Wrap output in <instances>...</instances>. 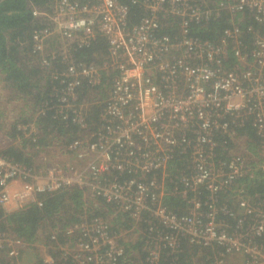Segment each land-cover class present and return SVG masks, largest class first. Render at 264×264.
<instances>
[{
	"label": "built area",
	"instance_id": "obj_1",
	"mask_svg": "<svg viewBox=\"0 0 264 264\" xmlns=\"http://www.w3.org/2000/svg\"><path fill=\"white\" fill-rule=\"evenodd\" d=\"M131 7L147 13L133 25ZM33 15L49 25L34 32L32 44L40 65L52 71L55 110L88 130L91 108L100 106L102 125L56 145L58 162L43 167L8 158L14 141L2 135L13 143L3 148L0 139V214L42 207L47 196L76 185L136 223L149 215L147 223L155 226L149 231L158 232L145 241L149 264L168 262L184 243L208 249V264H264V198L247 196L239 185L255 174L256 164L264 170V0H55L51 14ZM219 23L214 40L192 33ZM163 24L176 33L162 34ZM52 35L63 48L49 59ZM97 37L107 44L102 65L71 61L72 49L88 48ZM58 58L66 67L52 70ZM103 75L111 85L101 99L94 88ZM84 88L89 99L78 102ZM249 120L255 142L237 135ZM18 128L35 142L27 128ZM239 139L246 146L239 148ZM176 158L186 159L190 174L173 175ZM166 196L187 201V214L168 211ZM57 231L49 232L56 244ZM65 236L74 242L49 248L0 228V249L10 264H25L30 248L44 264L55 262L51 250L73 264H117L124 256L100 218L68 228Z\"/></svg>",
	"mask_w": 264,
	"mask_h": 264
},
{
	"label": "trees",
	"instance_id": "obj_2",
	"mask_svg": "<svg viewBox=\"0 0 264 264\" xmlns=\"http://www.w3.org/2000/svg\"><path fill=\"white\" fill-rule=\"evenodd\" d=\"M55 0H0V77L8 88L9 95L13 100L22 101L25 108L19 113H10L8 116L1 114L0 124L2 130L8 138L14 141V145L7 148L8 158L32 167H39L41 164L34 163L25 151L28 148L36 154L57 152L56 145H67L82 136L84 138L87 131H95L100 127L99 118L100 106H93L89 118L87 119L88 130H81L76 124L68 120H62L54 106V79L47 68L40 65L41 56L33 53L32 36L36 30H40L48 25L43 19L35 18L34 10L51 14L54 9ZM85 4L90 0H78ZM125 2L126 0H120ZM145 10L131 7L129 23L137 24L143 16ZM47 23V24H46ZM51 26V25H50ZM162 34L173 35L174 26L163 24ZM223 28V23H219L213 29H201L194 27L193 35L203 39L214 40L215 31ZM46 54H51V58L63 48V40L52 35L47 40ZM107 44L103 37H97L88 48L77 51L71 50V61L75 64H96L102 65L107 59ZM52 70H63L66 64H62L61 58L55 62L52 60ZM111 77L102 76V84L95 87V91L100 98L104 99L110 91ZM86 88L78 90V102L89 99ZM93 93V92H90ZM251 120L246 122V126L237 131L239 136H247L255 142V132L251 128ZM21 125L26 129V134L35 137V142L28 139L21 129ZM8 127V128H7ZM33 132L30 133V130ZM252 142V143H254ZM43 151V152H41ZM59 158H57L58 162ZM33 164V165H32ZM59 164V163H57ZM173 175L185 170L190 174L186 159L176 158L170 165ZM260 164L255 165V174L251 178H244L239 181L241 187H245L247 196L264 198V170ZM126 177H121V181ZM87 189L78 186H70L45 198L42 207L36 205L29 206L18 212L9 215L0 214L2 221L0 228L3 232L22 239L26 243L42 242L49 248L56 247L57 244H72L75 238L69 240L65 236L68 228L79 226L87 221L100 218L108 226L110 236L118 237L119 247H123L124 256L117 264H149L146 261L145 241L149 236L158 234L156 231L150 232L151 227L147 223L149 215L143 214L136 223L129 213H124L116 207L114 203H107L101 197L89 194ZM227 197V196H224ZM185 200L172 196L164 197V206L168 211L181 217L188 212ZM159 232H165L164 226H158ZM139 229L141 232L139 233ZM57 231V244L50 240L49 232ZM40 233L47 234L42 236ZM264 243V238L262 239ZM55 245V246H54ZM35 249H28L23 254H27L24 259L25 264H44L38 255H34ZM0 264H10L6 250H1ZM22 254V255H23ZM20 254V256H22ZM19 256V259H20ZM55 262L53 264H73L64 262L60 258V252L53 254ZM209 250L206 248L192 246L188 243L182 245V252L173 254L168 262L163 264H208ZM176 258V260H175ZM201 261V262H200Z\"/></svg>",
	"mask_w": 264,
	"mask_h": 264
},
{
	"label": "rangeland",
	"instance_id": "obj_3",
	"mask_svg": "<svg viewBox=\"0 0 264 264\" xmlns=\"http://www.w3.org/2000/svg\"><path fill=\"white\" fill-rule=\"evenodd\" d=\"M17 105H18V103H15V108H14L16 110L15 113H19V110H18ZM14 109H11V110H14ZM1 130H2V125L0 124V139H1V144H2V147L5 148V147H8L9 144H12L13 142H11V143L8 142V140L5 138V137H8V135L6 133H4L5 131H1ZM30 132L32 133L33 132V129H31ZM2 135H6V136L4 137ZM243 141L244 140H240V139L238 140V146H239V148H242V147L246 146V144ZM27 150L30 152L28 155L30 156L31 160L34 163L41 164L39 167H43L44 165L56 163V159H55L54 153H49V154H45V155H41V154L40 155H36L30 149L29 144H28ZM41 152H43V151H41ZM60 159L63 161L65 158H60ZM33 166H35V165H33ZM51 251L52 252H50V254H54L53 253V250H51ZM34 253H36V251H34ZM46 255H47V253L42 252L43 258L46 257ZM228 264H237V261L235 260V261L229 262Z\"/></svg>",
	"mask_w": 264,
	"mask_h": 264
},
{
	"label": "crops",
	"instance_id": "obj_4",
	"mask_svg": "<svg viewBox=\"0 0 264 264\" xmlns=\"http://www.w3.org/2000/svg\"><path fill=\"white\" fill-rule=\"evenodd\" d=\"M8 91H9L8 88L5 86V83L2 81V79L0 77V117H1V114L3 113L5 115H7L8 120H10V117H9L10 112L12 114V113H15V111H16L14 109L15 103H18L17 107H18L19 112L21 109L25 108V104L22 101L13 100L11 98V96L9 95ZM11 109H14V110H11ZM40 154L45 155V154H49V153L46 152V153H40ZM34 255H36V256L38 255V257H40V254L34 253ZM0 257H1V254H0Z\"/></svg>",
	"mask_w": 264,
	"mask_h": 264
}]
</instances>
